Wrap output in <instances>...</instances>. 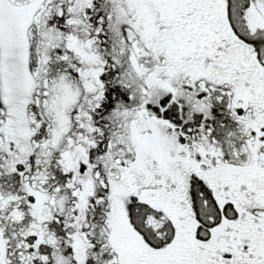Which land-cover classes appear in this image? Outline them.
Instances as JSON below:
<instances>
[{"label": "snow or ice", "instance_id": "6c2138e0", "mask_svg": "<svg viewBox=\"0 0 264 264\" xmlns=\"http://www.w3.org/2000/svg\"><path fill=\"white\" fill-rule=\"evenodd\" d=\"M0 264H264V0H0Z\"/></svg>", "mask_w": 264, "mask_h": 264}]
</instances>
